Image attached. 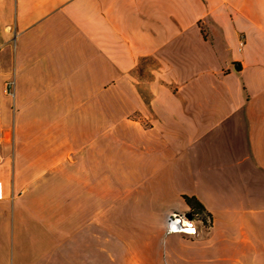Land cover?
Listing matches in <instances>:
<instances>
[{"label":"crops","instance_id":"1","mask_svg":"<svg viewBox=\"0 0 264 264\" xmlns=\"http://www.w3.org/2000/svg\"><path fill=\"white\" fill-rule=\"evenodd\" d=\"M0 153V264H264V0H0Z\"/></svg>","mask_w":264,"mask_h":264},{"label":"built area","instance_id":"2","mask_svg":"<svg viewBox=\"0 0 264 264\" xmlns=\"http://www.w3.org/2000/svg\"><path fill=\"white\" fill-rule=\"evenodd\" d=\"M9 84H12L13 81H9ZM1 153H0V161H1ZM1 188V184H0ZM208 212V211H207ZM209 216V224L205 228L210 227L211 225V215L208 212ZM186 216L183 212L174 210L172 213H170L168 219H167V231H180L183 233H186L187 235L191 236L194 234L197 230L198 226H188L186 224Z\"/></svg>","mask_w":264,"mask_h":264},{"label":"trees","instance_id":"3","mask_svg":"<svg viewBox=\"0 0 264 264\" xmlns=\"http://www.w3.org/2000/svg\"><path fill=\"white\" fill-rule=\"evenodd\" d=\"M236 68L238 69L239 67ZM182 196L188 204L194 206V208L190 207L191 209L189 210L190 215L193 217V219L197 221H204L205 223L207 222L206 224L208 225L209 224L208 212L204 209L201 202L194 195L183 194ZM182 212L186 214V211L183 210Z\"/></svg>","mask_w":264,"mask_h":264},{"label":"rangeland","instance_id":"4","mask_svg":"<svg viewBox=\"0 0 264 264\" xmlns=\"http://www.w3.org/2000/svg\"><path fill=\"white\" fill-rule=\"evenodd\" d=\"M7 50V49H6ZM185 203V207H184V211H189L191 208L190 207H193L194 208V206H191L190 204H188L186 201L184 202ZM194 210H196V209H194ZM182 212V211H181ZM185 214V213H184ZM187 225L188 226H198V225H201V226H205L206 227V225L205 224H203V223H200V222H198L197 220H195V219H191V218H189V216H188V218H187Z\"/></svg>","mask_w":264,"mask_h":264},{"label":"bare ground","instance_id":"5","mask_svg":"<svg viewBox=\"0 0 264 264\" xmlns=\"http://www.w3.org/2000/svg\"><path fill=\"white\" fill-rule=\"evenodd\" d=\"M185 215H186V214H185ZM186 216H187V215H186ZM187 218H188V217H186V224H187ZM189 218H191V219H192L193 217L190 215V217H189ZM198 222H200V223H203V224H205L206 226H208V225L206 224L207 222H206V223H205L204 221H198Z\"/></svg>","mask_w":264,"mask_h":264},{"label":"water","instance_id":"6","mask_svg":"<svg viewBox=\"0 0 264 264\" xmlns=\"http://www.w3.org/2000/svg\"><path fill=\"white\" fill-rule=\"evenodd\" d=\"M186 215L190 217V212L187 210Z\"/></svg>","mask_w":264,"mask_h":264}]
</instances>
